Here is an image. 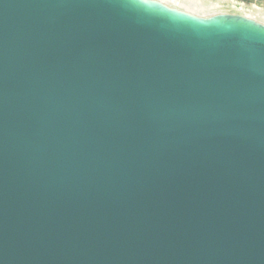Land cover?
<instances>
[{"label": "water", "instance_id": "water-1", "mask_svg": "<svg viewBox=\"0 0 264 264\" xmlns=\"http://www.w3.org/2000/svg\"><path fill=\"white\" fill-rule=\"evenodd\" d=\"M0 264H264V22L0 0Z\"/></svg>", "mask_w": 264, "mask_h": 264}, {"label": "rangeland", "instance_id": "rangeland-1", "mask_svg": "<svg viewBox=\"0 0 264 264\" xmlns=\"http://www.w3.org/2000/svg\"><path fill=\"white\" fill-rule=\"evenodd\" d=\"M175 7L201 15L226 12L249 14L264 22V0H165Z\"/></svg>", "mask_w": 264, "mask_h": 264}, {"label": "bare ground", "instance_id": "bare-ground-1", "mask_svg": "<svg viewBox=\"0 0 264 264\" xmlns=\"http://www.w3.org/2000/svg\"><path fill=\"white\" fill-rule=\"evenodd\" d=\"M255 18V17H254Z\"/></svg>", "mask_w": 264, "mask_h": 264}]
</instances>
